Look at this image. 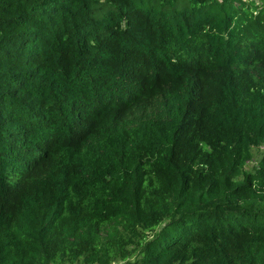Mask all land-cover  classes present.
Returning a JSON list of instances; mask_svg holds the SVG:
<instances>
[{"label": "trees", "instance_id": "1", "mask_svg": "<svg viewBox=\"0 0 264 264\" xmlns=\"http://www.w3.org/2000/svg\"><path fill=\"white\" fill-rule=\"evenodd\" d=\"M262 146L264 0H0V264H264Z\"/></svg>", "mask_w": 264, "mask_h": 264}, {"label": "rangeland", "instance_id": "2", "mask_svg": "<svg viewBox=\"0 0 264 264\" xmlns=\"http://www.w3.org/2000/svg\"><path fill=\"white\" fill-rule=\"evenodd\" d=\"M263 151H264L263 146L253 148L254 159L247 164V166H246L247 169H252L257 164V162H258L260 156L262 155ZM113 264H123V262H115Z\"/></svg>", "mask_w": 264, "mask_h": 264}]
</instances>
